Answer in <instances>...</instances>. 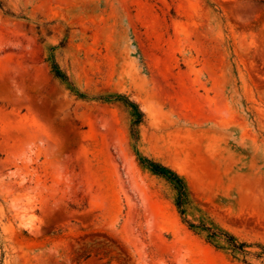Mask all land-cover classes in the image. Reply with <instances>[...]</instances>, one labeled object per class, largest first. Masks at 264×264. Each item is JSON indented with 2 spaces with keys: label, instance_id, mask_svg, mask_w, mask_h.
Returning a JSON list of instances; mask_svg holds the SVG:
<instances>
[{
  "label": "rangeland",
  "instance_id": "1",
  "mask_svg": "<svg viewBox=\"0 0 264 264\" xmlns=\"http://www.w3.org/2000/svg\"><path fill=\"white\" fill-rule=\"evenodd\" d=\"M138 154L183 176L190 223L250 253L190 228ZM261 247L264 0H0V264H264Z\"/></svg>",
  "mask_w": 264,
  "mask_h": 264
},
{
  "label": "trees",
  "instance_id": "2",
  "mask_svg": "<svg viewBox=\"0 0 264 264\" xmlns=\"http://www.w3.org/2000/svg\"><path fill=\"white\" fill-rule=\"evenodd\" d=\"M50 67L54 75L66 81L68 79L67 75L62 71L61 67L55 60L53 55H50ZM104 100H120L123 104L129 109L132 117V129L131 135L138 142L140 139L139 131L137 130V126L140 125L144 119V113L140 108V105L127 97L126 95H118L116 97H103ZM138 159L141 165L148 168L153 174H156L158 177L165 179L167 182L171 184L176 194L175 196V204L179 209L183 219L189 224L190 228H199V233L205 231L207 240L214 244L215 246L223 249H229L233 255L237 253H241L246 255L250 252L245 250V247L248 246L246 242H240L237 238L227 232H224L216 225H207L205 223L201 224H193L190 223L186 218V205L192 202L191 192L189 190L188 184L177 171L173 170L169 166L162 164L159 161L153 160L149 157L138 154ZM255 256L258 258L264 257V247H261V251L255 252ZM245 261V260H244ZM246 262V261H245Z\"/></svg>",
  "mask_w": 264,
  "mask_h": 264
}]
</instances>
